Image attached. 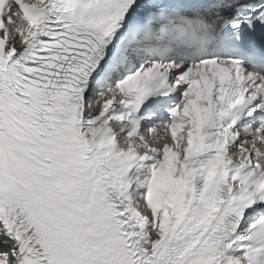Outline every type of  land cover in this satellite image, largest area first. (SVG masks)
I'll return each instance as SVG.
<instances>
[{"label": "snow or ice", "instance_id": "1", "mask_svg": "<svg viewBox=\"0 0 264 264\" xmlns=\"http://www.w3.org/2000/svg\"><path fill=\"white\" fill-rule=\"evenodd\" d=\"M0 264H264V0H0Z\"/></svg>", "mask_w": 264, "mask_h": 264}]
</instances>
